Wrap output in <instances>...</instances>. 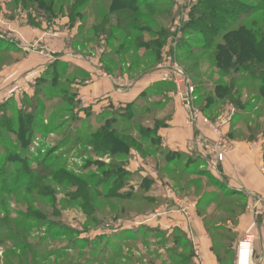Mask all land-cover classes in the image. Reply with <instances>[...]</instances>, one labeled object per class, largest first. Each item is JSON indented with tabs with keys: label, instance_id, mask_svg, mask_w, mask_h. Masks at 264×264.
<instances>
[{
	"label": "rangeland",
	"instance_id": "374dc122",
	"mask_svg": "<svg viewBox=\"0 0 264 264\" xmlns=\"http://www.w3.org/2000/svg\"><path fill=\"white\" fill-rule=\"evenodd\" d=\"M2 2L0 28L5 25L10 33L4 34L5 46L0 45V79L4 72H13L17 67L14 65L23 58L14 52L13 47L19 45L35 51L32 57H25L28 71L24 77L37 74L36 68L43 64L40 58L49 59L51 53H42L40 47L50 48L60 58H69L71 64L57 63L59 66L50 69L49 75L38 79L36 94L23 100L24 110L15 102L0 105V264H189L186 242L178 233L169 235L146 228L129 234L110 233L109 227L114 225L111 221L152 213L160 206L157 201L108 198L121 179L126 185L119 191L123 194L133 192L132 183L143 181L140 176L123 172H115L121 176L117 179L112 170L115 165L124 166L125 159L108 153V147L102 144L97 148L91 140L98 128L115 119L125 136L121 140L132 147L126 160L143 141L140 155L154 166L158 179L166 182L180 199L201 202L200 212L207 216L218 206L210 205L224 197L216 189L219 179L206 162L194 159L192 154H167L155 133L168 119L165 106L169 104L168 96L176 97L177 86L162 82L169 85L152 86L132 105L110 106L97 116L81 112L77 103V83L90 77L76 61L90 67L96 63L105 76L122 82L126 77L128 81L140 79L171 60L170 64H176L194 87V108L201 114L213 123L229 116L231 124L236 116L229 112L238 104L243 114V118L237 117L239 125L243 124L241 128L254 122V128L264 130V100L257 99L260 85L253 81L264 77V62L247 60L238 67L233 60L229 69H219L213 55L214 49L241 27H246L255 39L264 38V0H131L140 7L132 15L113 12L111 0H90L86 7L78 9L76 0H6L4 8ZM20 10L23 19H19L21 25L14 35L9 21ZM126 16L133 19L124 21ZM64 19L67 24L62 23ZM127 26L131 27L129 31ZM23 27L26 33L29 29L26 35H22ZM213 34L216 43L208 45L202 40ZM30 35L33 36L27 39ZM158 38L161 49L155 43ZM148 42L149 46L142 47ZM261 49L264 53V46ZM236 91L240 93L238 97L234 95ZM21 111L32 117L33 124L26 129L31 128L34 135H28L23 144L9 132L22 118ZM146 129L154 130L147 134ZM226 139L233 148L231 140ZM51 160H59L60 167L84 179L85 188L78 193L67 182L53 181L48 171ZM24 168L33 175L30 181ZM145 180L150 191H141L139 197L158 195L156 185L152 187ZM7 187L16 190L9 194L2 191ZM221 204L224 206V200ZM205 224L212 239L224 234L213 231L218 224H224V216L207 219ZM83 231H89L87 236L91 238L97 233L103 235L83 244L78 241ZM174 239H182V245H176ZM215 246L222 258L224 243ZM107 248L119 249L111 258L103 254Z\"/></svg>",
	"mask_w": 264,
	"mask_h": 264
},
{
	"label": "crops",
	"instance_id": "0c3cea01",
	"mask_svg": "<svg viewBox=\"0 0 264 264\" xmlns=\"http://www.w3.org/2000/svg\"><path fill=\"white\" fill-rule=\"evenodd\" d=\"M2 1L4 8L6 0ZM21 13L22 10L19 11L15 19L9 21L15 29L14 35L16 29L21 25L19 19H23ZM0 15L2 16L1 12ZM1 19L4 21L3 17ZM62 23L67 24L68 21L64 19ZM5 29V25H1L0 42L2 43L6 41L4 36L10 33ZM21 30L22 35L29 33V29L26 33L24 27ZM30 34L33 33L30 31ZM63 35H65L64 32ZM32 36L30 35L27 39ZM25 43H27L26 40ZM49 46L50 44H48ZM14 48V52H17L19 56L22 55L23 58L14 65L17 66L11 70L14 73L6 71L2 74L3 78L0 79L1 106H4L7 102H15L21 106L23 99L32 97L35 94L37 80L42 79V76L53 64L70 63L68 62L69 58H60L56 56V52H51L50 48L47 50V48L40 47L42 53L43 51H47L48 54L51 53L50 56L48 55L49 59L40 58L43 64L36 68L34 73L37 74L32 73L30 78L28 76L24 77L23 74L28 71L27 58L25 57H32L35 51L24 49L20 45L18 48ZM51 48L53 49V47ZM76 64L82 67L81 71L90 77V79L83 82L78 81L77 83L80 87L77 91V100L82 109L81 112L88 111L97 116L110 106L118 107L132 104L150 87L166 82L155 69L144 74L145 76L140 79L128 81L126 77L121 82L120 79H114L113 76L100 75L102 68L96 63L93 64V67L78 61H76ZM168 99L169 104L165 106V112L169 113L168 119L156 131L159 146L167 153L189 157L188 144L195 136L196 130L189 124L188 114L180 103L178 96H174V98L168 96ZM229 114L236 116V107H233ZM238 119L235 118L233 123H229L224 128V134L231 140L233 148L220 165L219 172L215 174V177L219 179L216 189H220L224 195L220 198L221 200L210 205L211 207L217 204L215 210L207 216H203L200 212L199 201L187 198L180 199L179 195L177 196L167 186L166 182L164 183L158 179L154 166L149 165L146 161L148 159H144L140 153L132 151L125 170L130 174L140 176L141 181L149 179L154 182L158 195H152V197L156 199L160 207L152 213L140 214L131 219L111 221L114 225L109 227L110 233L114 236L142 228L158 229L169 235L178 233L191 243L192 250L194 245L200 248L202 261L198 262L194 259L193 264H219L216 254L212 251L213 241L211 232H208L206 227L205 218L216 219L224 216V224H218V227L222 226L220 228H224V236L231 238L229 240L234 251L233 264L236 261L237 245L247 234L256 236L253 264H264V136L258 133L254 134L253 138L250 137L249 131L251 127H254V124L250 122L247 126L244 125L245 128L243 126L241 128L240 125L243 124L239 125ZM201 132L209 138L216 137L204 126L201 127ZM135 183H132L133 186L130 185L134 194L138 192L142 184L135 185ZM223 200L224 206L221 204ZM167 206H169L168 209H165ZM88 233L89 231L80 232L79 239L95 241L103 235L97 233L91 238L87 236Z\"/></svg>",
	"mask_w": 264,
	"mask_h": 264
},
{
	"label": "trees",
	"instance_id": "16d2710c",
	"mask_svg": "<svg viewBox=\"0 0 264 264\" xmlns=\"http://www.w3.org/2000/svg\"><path fill=\"white\" fill-rule=\"evenodd\" d=\"M111 1H112L111 10L115 13L118 10L119 12L121 11L124 13H128L129 15H132L135 11H139V8H140L138 6H134L132 3H130L131 0H111ZM76 2H78V5L76 6V9H78V8L86 7L89 4L90 0H76ZM43 6H44V4L42 3V7ZM129 19L132 20L133 17L132 16H126L124 21H127ZM134 23H135V20H134ZM130 28H131L130 26H127L125 29L129 31ZM210 28H212V27H210ZM214 30H215L214 33L218 32L217 28H215ZM201 32H202V30H201ZM164 37H165V35H164ZM161 38H163V37H161ZM203 38L204 39H202V40H204L205 43H208V45H212L218 41L215 39L216 37L214 34L211 37L206 36ZM228 38H227L228 40L226 39L225 44L218 45L216 47V49H214V52H213V55L215 57V61L217 62L216 65L218 66L219 69H221V68L229 69L233 65L232 64L233 60H234L235 64L238 65V67L239 66L243 67L245 65V63H247L248 61H251V60L256 61V63L264 62V53H262L263 51L261 49L264 46V38H256L255 39L254 36H251V34L249 33V30H247L246 27L239 28V30L235 31L233 34H230V36H228ZM258 39H259V41H258ZM155 43H157L158 48H160V49L162 48L161 41L159 40V38H158V42H155ZM149 44H150V42H148V44L147 43L142 44V47L149 46ZM0 45H1V47H4L5 43L0 42ZM10 47H13V46H10ZM13 48H7V50H13ZM56 66H59V64H57V63L53 64L50 67V69H53V67H56ZM50 69L47 70V72L45 73L46 75H49ZM53 78H57V77H53ZM245 80H247V79H245ZM253 81L254 82L256 81L260 85V88H259V91L257 94L258 95L257 99L258 100H264V77L261 75L260 78H254ZM168 85L169 84H167V83H160V84H156L154 87L159 86V87L165 88ZM145 93H147V92H144L143 94H145ZM35 94H36V91H35ZM166 95H167V93H166ZM234 95L238 97L240 95L239 91H236ZM23 100H22L21 107H20L22 110H24ZM77 103L79 104L78 100H77ZM210 103L211 102H207V104H210ZM130 105H132V104L127 105V107ZM234 106H235V104H234ZM238 106H239L238 104L235 106L236 111H237L235 118H237V117L243 118V114L241 115V112H240L241 110H240V107H238ZM4 108H7V107H4ZM69 108L71 109V106H69ZM21 114H23L22 111H21ZM21 117L22 118H19L18 122H16L17 123L16 128L14 130H9V132H13V135L18 137L19 143L23 144L25 142V140H27L28 135L30 137L34 138V135L31 132V128L29 129L30 131H28L26 129L27 127H29V125H31V123L33 122V119L27 113H24ZM26 121H28V122H26ZM161 125L159 127H161ZM33 126H35V125H33ZM157 129H156V131H157ZM153 130L152 129H146V132H147V134L152 133ZM249 133H250V137H252V138H253L254 134H258V133L262 134L264 136V130H262V129L259 130V129H256L254 127L250 129ZM123 138H125L124 133L122 131H120L119 125L117 124V121H115V119H113V121L108 120L106 123L103 124V126H101V128H98L97 132H95L91 136V140L95 143V146L97 148L104 145L105 147H108V149H109L108 153H114V155H116L118 158H123V160L125 159V163H124L125 165L122 166L121 168L120 167L118 168V166L115 165V168H113V170H112L113 173H115V172L120 173L121 172V174L125 173V175L126 174L130 175V173H128L125 170V167H126V164L128 162V159H129V156H128L127 160H126V157L128 154H130L132 147L130 148L125 143L124 140H121ZM131 141L134 144L139 142L137 140H131ZM142 143H143V141L141 142V144H139V146L136 149V151H138L139 153H142V150H143V144ZM167 154H172V153H167ZM194 159L198 160V158L196 156H194ZM59 160H55L54 162H53V160H51V163L53 162V164L48 167L49 168L48 171H50L49 176L53 179V181L58 182V184H63V183L67 182L68 185L71 186L72 188H77V191L79 193L86 186L85 180L82 178H79L77 176L75 177V175H72L71 173L67 172V168H65L64 166L60 167L59 166V163H60ZM123 169H124V171H121ZM24 172L26 173L25 175L27 177V181H30L33 178L32 177L33 175L29 174L28 171L26 170V168H24ZM118 173L117 174L115 173V175L117 176ZM18 176H20V174H18ZM120 177L121 176L118 175L117 179H120ZM121 181H122V179L119 181V184H118L119 186H117V187H115V189H113L112 193L108 196V198H117L120 200L130 201V202H132V201L133 202H139V201L155 202L156 201V199L154 197H152L151 194H150L151 196H149L147 194V196L145 195L143 198L139 197V194L141 193V191H145V193L150 191L148 186H147L146 180L145 181L143 180V183L141 184L140 189L135 194H134V192H125V194L119 192L123 189V187H124L123 185H125ZM148 184L152 185V187H153V185H155L154 182H152L151 180H149ZM0 187H1V184H0ZM14 190H16L15 187H7V188H3L2 191H5L6 193L9 194V193H12ZM72 199L76 200L75 198H72ZM199 203L201 205V202H199ZM207 219H210V217L205 218V222ZM220 227H222V226H220ZM220 227H218V225L215 226V228H213V231L215 232V231L221 230L224 232V228L221 229ZM150 231L161 232L158 229H150ZM208 232H211V230H208ZM75 233L76 232H73L72 234H75ZM129 233L130 232H127V233L123 232L121 234H129ZM173 234H175V233H173ZM170 237H172V236H170ZM182 239L186 242V246L184 249L189 252V257L187 258L188 259L187 261H189V264H193V261L195 259V254H194V251L192 250V245L184 237H182ZM182 239L181 240L180 239L179 240L174 239L173 241L177 245V244L182 243ZM229 239H231V238L225 237L224 234H219L218 237L215 236L212 239V241H213L212 251L216 254L219 264H233L234 251L232 250V245L230 244ZM78 241H80V243H83V244H90L89 240L78 239ZM219 242L224 243V246L222 247V250L224 251V256L222 258L217 254L216 246H215ZM118 249L119 248H116V249L114 248V250H113L112 248H107L105 251H103V254L109 255L108 257L112 258L116 255V252L118 251Z\"/></svg>",
	"mask_w": 264,
	"mask_h": 264
},
{
	"label": "built area",
	"instance_id": "2783aa9c",
	"mask_svg": "<svg viewBox=\"0 0 264 264\" xmlns=\"http://www.w3.org/2000/svg\"><path fill=\"white\" fill-rule=\"evenodd\" d=\"M33 47V46H31ZM171 60L159 66L157 71L162 75L163 80L172 82L177 86V95L182 106L188 114L189 124L196 130L195 136L188 144V153L206 162L209 171L213 174L219 172L220 165L224 162L226 155L232 150V146L227 142L224 128L230 123V118H222L221 121L213 123L209 118L201 114L194 108L193 93L194 87L190 84L181 69L176 64H170ZM100 74L105 76L100 71ZM184 86V90L181 88ZM206 127L216 137L209 138L201 132V127ZM256 236L247 234L237 245L235 264H253L254 244ZM195 260L202 261L199 246L194 247Z\"/></svg>",
	"mask_w": 264,
	"mask_h": 264
}]
</instances>
